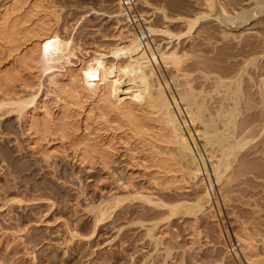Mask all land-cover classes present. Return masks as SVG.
Listing matches in <instances>:
<instances>
[{
	"label": "rangeland",
	"instance_id": "374dc122",
	"mask_svg": "<svg viewBox=\"0 0 264 264\" xmlns=\"http://www.w3.org/2000/svg\"><path fill=\"white\" fill-rule=\"evenodd\" d=\"M31 1L35 2L34 4L36 5L39 4V8L44 7V9L43 8L39 9L42 11L39 14V16L41 15L40 16L41 19L39 18L40 23H42V21L45 23V21L48 20V18L47 20L45 18L50 15L48 20L49 26L47 25L48 21L45 23L46 28L50 27L54 31L56 28V32L59 40L63 42L66 51L68 50L66 52L67 56H69V54L70 55L74 54L70 56L69 64L65 63V58H62L60 62L61 68H59L58 66L57 70L53 68L55 70L53 71L51 69V72L50 70H47L46 74L42 76L41 79L42 92L38 96L39 100L44 103L42 105L45 106V109H47L48 112L49 111L50 113L52 112L53 114L52 116L54 117V119H56L59 115L61 116V117L59 116L58 119H56L57 122L63 118L62 117L64 116L63 113H65V115L68 116L71 114L72 116H70L69 121L71 119V121L73 122L72 125H74V127L75 126L78 127L79 124H82V126L79 125L80 129L77 127H75V129L78 132H80L81 130L80 135L84 134L86 139H88L87 141L90 142L91 141L90 137H91L92 141L94 140L93 143L97 141L96 143L99 142L100 144L104 143L112 146V148L116 150V154L121 156V157L118 156L117 160L120 158H122L123 160V161L121 159L118 160L116 166L113 167V171L117 167L116 170H120L122 171V173L125 171L130 173L132 177L131 181L133 182L132 185L133 187L131 186L132 189L130 188L128 191L123 189V187H120V185H118V183L115 182L114 176L112 175L108 176L106 174L103 175V173L98 171L97 168L92 169L90 171L84 170V168L76 161L74 155L72 153H71L72 155L70 154L71 150L66 151V149L67 150L70 149L68 148L67 143H63V146L61 148L60 146L62 144L59 141L56 142V140L54 138L52 139L51 137L50 140L52 141H50L51 144L49 143V146L48 144L42 142V144L45 145L44 146L45 149H43L44 147L41 148L45 150V152L47 150L49 151L46 153L43 151L46 155H48V157L45 155L48 158V160H46L47 158L45 159L43 156H40V154L42 153L40 150L42 149L40 148V150H38L39 147L36 144L38 143V141L32 144L31 137H28L30 135L28 133L27 134L25 133L26 131L24 130V124H22L23 119L20 118L18 119L17 117L18 115H16L14 111L13 113L10 112L11 113L10 114L9 113L10 106L9 107L5 105L4 107L1 106L0 108V264H235L225 254V247L229 239L233 238V235L235 233L238 234L243 230H245L246 231L245 233L247 234L252 233L250 234L252 236V240L254 239V242L253 241L252 242L253 244H255L254 246H256L253 249V253L255 254L258 251L257 252L258 255L257 253L255 254L256 256L253 255L252 253L251 254L249 253V255L250 256L252 255V258L254 257L253 259L256 258L254 261L257 260L258 264H260V261L264 264V253H263L264 252V221H263L264 220V142L262 144V141H264V133H262L261 132L262 130L260 129L262 128L261 121L257 120L255 117L258 110H256V112H254L255 111L254 109H252L253 111L251 109L250 111L246 110L243 100L240 101L239 99L237 100V97L239 96L241 97L240 90L242 87H240L238 91L237 87H235L236 85L233 84L235 82L233 78L234 77L233 73L235 74L237 72L236 70H238L239 68L238 63L241 62L240 57L242 56L241 55L242 46L246 42L250 44L254 43L255 45H257L258 42H260L261 44V41H263L264 30L263 28H258L261 27V24H258V26H254V24L251 23L252 22L255 23L256 20L251 21L250 25L252 26L250 27L249 25L248 27H245L244 32L242 31L241 33L242 38H240L239 41V40H235V38H233V36L230 35L232 33L237 35L239 32L237 31L236 33L230 32L228 28L225 30L223 29L221 32H219L221 28L218 29L214 27L213 23L210 22L209 19L208 20L206 19L203 22L204 25L202 26L204 28L199 27L196 30L194 29L190 33V36L183 37L182 39L179 40L180 42L177 41V43L174 42L168 45V49L170 47H172L173 49L176 48L178 54L181 53L180 55L183 54L186 55L187 59L184 58L185 60L181 66V69L183 70L184 73L188 75L186 82L190 83L192 88H195L196 90H198V88L202 86L205 90L209 92L212 91L211 88H213V86L215 85L214 79L216 76L213 74L219 72L217 70H210L209 67H211V65L216 66L218 63V65L228 69L227 72L228 74L222 71L223 76L221 75V72L218 75H220L219 77L222 76V78L226 77L225 80H227L232 75L234 82L232 81L228 83V81H226L227 83L226 82L223 83L222 85L225 86L224 89L222 88L223 86L220 85L219 87L223 91L221 89H218L219 88L218 86L217 88L214 86V88H216L215 92L214 91L212 92L214 94L210 95L211 94L210 93L207 96V99L211 100L210 99L211 97L214 100H211L212 102L211 101L209 102V100L205 98V102H207L206 105L208 109L206 111V105H205V111L207 113L204 111L205 112L204 119L206 121H209L210 119L207 117L211 116L213 118L215 113L217 112V110L213 108L218 109V107L222 103V101L220 100H223V107H224L223 111L225 109L226 112L225 111L224 112L225 114H227V116L231 109H233L232 110L233 114H236L237 111L235 110L237 109L238 111H241L238 113L240 115L239 116L237 115L238 117L236 121L235 119H233L234 121L233 126H236V128H233L232 124H230L231 126L229 125V127H227L228 130L229 128L231 129L232 127L236 131L235 132L233 129H231L232 132L235 133L233 136L234 140H230L233 139L232 137L233 133L231 132V130H229L230 132H228L227 135L231 134L232 138H230V136L228 137L226 136L227 140L230 138L227 143L232 144L234 142L233 144H235L236 141H238V140L235 141L236 136L238 137L240 136L243 139L249 136L247 137L248 138L247 140L245 139L246 141L242 139L244 142L247 143L246 145L244 143L243 145H245V147L243 146V149H240L238 153H236V155L233 158L235 160L232 159V169L230 170L231 172H229L228 174L230 176L229 177L227 176V178H230V181L229 179H227V182L228 183L230 182L229 185L227 182H224L223 184L222 183L218 184L219 187L217 186L219 188L218 191L221 192L218 193V199H217L218 202L216 201L218 204L217 203L216 205L212 204V201H210L208 204L202 205L200 207V212H198L196 210L192 211V208L190 211L188 206L190 207L194 202V199L198 197V195L201 194V192L203 193L204 190L203 184L202 185L200 184L199 186V184L197 183V182L200 183L202 181V178L198 177L197 178L198 180L196 179L195 181H193V183L195 184L190 183V185H188L189 184L188 183L184 185V182L182 183L181 181L182 179L180 178H184V177L182 176L180 177L181 173L176 170L178 169L177 167L179 165H177L178 158L176 157V152L173 148L170 147L168 148V146L166 145L164 146V144H160L161 142L157 143L158 141L157 142L145 141L144 144L143 139H142L143 140L142 143H141L142 140L139 138L134 137L130 139V137L128 138L125 136L124 132L126 128L122 127L123 129L121 130L116 128L115 130L114 129L115 126L113 125L114 124L113 123L109 126L110 129L109 130L108 127L105 128L101 125L103 124L101 123L102 120L95 117L97 116L95 111V108L97 107L96 105L100 104V103L97 104V100L100 96L104 97L106 95L105 92L107 91V88H105L106 89L105 90L103 86H101L102 88L100 90H102V92L103 90L105 91L102 93L100 90H98L99 91V92L97 91L98 96L97 95L94 96V102L93 99L89 101L73 100V101H69L67 106L65 105L66 108L64 104L67 103H63V98H60L62 96L67 97V94L61 92L67 91L66 89L69 90L70 89L68 88L69 85L72 84L76 79L77 76L76 69L79 68V60L77 61V58H79L80 60L81 59L84 60L88 56L92 57V55L95 54L93 53L94 51V52H99L101 54H105L104 61L106 60L105 62L106 63L108 62L107 63L108 65L110 64L113 65L114 63L122 64L128 60V57L131 56V55L125 56L121 59H113V57L110 55L109 52L112 51V48H114L117 45L118 46L121 45L120 47L127 45L129 38H131L134 34V31L125 24V21L122 19V17L120 16L114 17L116 13H118L119 11L118 9H116L117 7L115 6L113 0H42V1L26 0L25 2H27V4H25L24 7L26 6L28 7L27 9H32L31 5L33 3ZM149 2L152 4V6L163 9L165 13L168 16L170 15L171 17L180 16V15L184 16L186 14L189 15L191 13L188 11L195 8L194 0H190V1L189 0H149ZM5 3L6 5L8 3L10 4V0H0V10L2 9L3 4L5 5ZM247 5L251 6L250 3H248ZM26 7L23 9L26 10ZM45 7L48 10H46ZM139 8L141 11H143L144 15L146 16L145 20L148 21L146 22L147 24L144 25V27H147L148 25L156 26L158 27V30H160L161 27L159 26L165 27L167 25L164 23L162 18H160V14H158L152 8L150 9L148 7H141L140 4H139ZM44 11H47V13L51 11L50 12L51 14L48 15ZM23 13L25 12L21 11L16 16L18 15L20 16V14L23 15ZM43 14L45 18L42 19ZM35 20L39 23L38 19ZM50 21H52V24L54 23L56 26L52 24L50 25L51 23ZM141 25L142 24H140V26ZM167 26L170 29V31H172L175 34L178 33L180 34L181 32H183V26L181 24L175 23V24H169ZM209 26H213V27H209ZM252 27L255 28V30ZM223 31L224 33L229 32V34H227L228 38L227 37L224 38L222 36ZM148 37L151 39L149 40L150 47L148 46V44L146 46L147 49L141 47L142 51L144 50L143 52H147L146 50H149V52L155 51V53L157 54V50H155L157 48L159 50L161 49L163 51H166L165 49L167 48L165 47L166 44L169 42L166 36L156 33L155 35L148 34ZM66 42L67 44H64ZM236 43L237 44L239 43V45H237ZM2 44L3 42L0 41V48H1L0 58L1 59L5 58L4 59L5 61H3L2 59V63L4 62L3 64H5L6 66L4 68L8 69L9 67L11 68V66H13L12 64L14 62L11 61V59H9L8 55L5 53L7 51L6 49L7 47L5 46V44L4 46ZM67 45L70 46V48ZM162 47L164 48L162 49ZM27 49L26 50L28 51L27 52L28 54L29 50L31 51L33 48L31 49L27 48ZM260 49L258 50L257 55L262 51V48ZM26 50L24 51L25 53ZM70 51L72 52L70 53ZM140 52L141 51L139 50V52L133 54V57L136 58L137 57L136 55L141 54ZM190 55L191 56L193 55L192 56L193 59L191 58ZM214 57L216 58L217 61L215 60ZM258 61L259 63L263 62L264 57L260 58ZM234 64L236 65L234 66ZM236 67L238 68L236 69ZM58 69L60 70L58 71ZM164 69L165 68L163 66L160 67V69L159 68L157 69L158 72L157 74L160 76L162 80L168 79L170 76H172V74H174L173 69L170 70L168 68L166 70ZM48 71L50 73H48ZM251 71L252 70L250 69V72ZM53 72L56 73L53 74ZM209 72L210 75L208 76V74L206 73ZM211 72H213L212 75ZM49 76L52 78H50ZM68 76L69 78H72L74 76L73 79L74 78L75 79L74 80L71 79L73 82L70 79L68 80L69 82H67ZM205 76L208 78H206ZM240 77L241 80L240 79L239 80L240 82L242 81L241 85L243 83L244 86L245 85L244 78L246 76L244 77V75L242 74V76ZM232 78L229 79L232 80ZM207 79L208 81H206ZM48 81L51 83L50 86ZM52 81L56 83V85L59 84L60 86L57 85L58 86L57 87ZM52 84L55 87L49 88L52 86ZM61 84L64 85L62 86ZM74 84L75 83H73L70 86H73ZM229 84L230 87H228L229 89L228 91V89H226L227 88L226 85L229 86ZM233 85L235 88L233 87ZM64 86H67V88H65ZM63 87L65 88V90H63ZM134 87L135 86L132 83H127V79L124 78L119 89L120 100L123 101L124 103L125 102L128 103L130 101L128 105L132 104L133 102H131L132 100L130 97L132 96V94H135ZM57 88L58 91H61L62 88V91L60 92L62 95H60V93L58 94V92L56 91ZM49 89L51 90L54 89L53 90L54 93H52V91ZM217 89H218L217 92L219 94L222 93L221 94L222 97H220V95H216ZM225 89L227 90V92L230 91L233 92L230 93L233 95L236 94L237 97H234L233 95L231 97V94L230 95L228 94V98H227L226 97L227 93L224 92L226 91ZM232 89L236 91V93ZM223 93L226 94V96L224 95L223 97ZM56 95H57V99L59 98V100L62 102H59V100L58 102L56 101L57 100L55 98ZM66 97L64 98V101L68 102L67 100H65ZM225 97L226 99H224ZM230 99H232L233 101L232 100L230 101ZM227 100H229V102H227ZM235 100L239 103H236ZM77 102H79L81 106H79ZM214 102L217 104L220 102L221 103L218 106ZM225 102L227 103V105ZM230 102L233 103L231 104ZM234 102L237 105H235ZM69 104H71V106L74 105L75 107L73 106L74 108L72 107L73 109H71V106L69 107ZM75 104H78L79 109H81L82 111L79 110L77 108V105ZM146 104L147 103L142 104L141 108L140 106L136 107L135 112L136 114L143 113L142 115L144 117L148 116L147 117L148 121H146L147 118L146 119L142 118L143 116L141 117L139 115V117H141L142 119H144V121L150 124L149 122L150 116H152V119L155 116L152 115V112H150L152 111V109H148L149 106ZM233 104L235 106H233ZM62 105L64 108L62 107ZM231 105L233 107H237V106L238 107L236 109L233 107L231 108ZM227 106H230V108L229 107L227 108ZM10 109H13V107H11ZM65 109L66 110L68 109L66 111L67 113L65 112ZM137 109L138 110L140 109V111L137 112ZM91 110L92 112H90ZM227 110L229 111L227 112ZM68 111H72L75 113L72 112L70 113ZM148 111H149V115H147ZM77 112L78 113L81 112L79 113L80 116ZM144 114H146L147 116ZM223 114L224 113L222 112L221 114L222 117L224 116ZM73 116L78 117V118L75 117L76 121H74L75 119ZM234 116L235 115H233V117ZM46 117H48V115H46ZM40 118H44V113L40 114ZM80 118H82L81 119L82 121L80 120ZM91 119L93 122L91 121ZM77 120L78 121L80 120L82 123L80 121L78 123ZM211 120L212 122L215 123L213 119ZM153 122L156 124L155 120ZM244 122L247 124V126L250 124L249 125L250 127L248 128L247 126H245L246 124ZM147 123L146 124L144 123L145 126L147 125L146 127L147 129L153 130L154 132L153 131L152 132L154 134L156 133L155 132L156 130L159 132L160 130V127H158L159 124L153 125L154 124L153 123L150 126H148L149 124ZM210 123L211 121L208 122L207 124H209V126H212V123L211 124ZM251 123H254L255 126ZM256 123H257V127L260 124L259 128L256 127ZM221 124H223V122H221ZM223 125L220 126L218 122L215 126L213 125V127L219 129L218 131L217 129L215 130L216 132H219L221 131L220 130L221 127L224 128ZM153 126H156L155 128L158 127V129L155 128L153 129L152 128ZM81 128L84 130L83 132L85 133L82 132ZM85 128L87 129L85 130ZM245 128L251 131L246 129L248 134L247 132L246 133L244 132L245 133L244 135L243 131L245 130ZM212 129L214 128L211 127L209 133ZM158 132L157 134H160L161 131L159 133ZM212 132L214 133L213 130ZM238 132L242 134L239 135L240 133ZM259 132L262 133V135ZM126 134H128L129 136V133L127 131ZM210 134L212 135V133ZM123 135L126 137V139L124 138ZM135 138L136 140L139 139L140 141L139 140L136 141ZM240 139L239 142L241 141ZM199 140L197 142L200 143L202 146L203 141H201V139ZM123 141L129 143V146L131 148L130 151L132 150V152L125 151L124 144L126 142L123 143ZM35 145L37 146L34 147ZM46 145L48 147H46ZM240 145H242V143H240ZM37 147L38 149H36ZM155 148H157V150H155L156 153L159 150L158 153H160L159 154L160 157L158 154L157 156L156 153L154 152ZM61 150L62 153H60ZM39 151L41 153H39ZM55 151L57 152L60 151V152L57 153ZM63 151H65L66 153H63ZM52 152L54 154L56 153L55 154L56 157ZM127 153L131 154L130 155L131 157L134 156L133 158L135 159L132 161L133 164L131 163V161L128 162L129 161L128 157L125 156ZM132 153L135 154L132 155ZM153 156H157V158L158 157L161 158L162 161L161 160L160 161L164 162L165 164L166 162H168L166 165L167 166L170 165L169 169H172L171 170L172 172L174 169V172L169 173V175L168 173L167 175H165L166 173H164V175L160 174L163 172L160 170L157 171L158 168L153 166V163L154 164L160 163V161L157 162L159 158L157 159V161L155 160L156 162L155 163L153 161L154 160ZM171 156L173 157L171 158ZM50 157L52 158L50 159ZM163 157L166 160H164ZM43 158L44 160H46V162L43 160ZM45 163H47V165ZM141 163L144 164L142 165ZM152 166L153 168L155 167V169H152ZM144 169L149 171H145ZM154 171L157 174L153 175L154 176L153 178L151 174H154L155 173ZM147 172H149L150 174ZM233 177L234 179L235 178L236 179L234 180ZM168 179L170 182L168 181ZM172 180L175 182H173ZM177 180L179 181V183H177ZM154 181L167 182L169 184L173 183L175 186L171 184V186H173L172 189L175 188L176 186L182 187V185L185 186V188L182 187L183 191L182 190L179 191L180 189H178L175 192V189L172 190L171 186L169 188V191L161 190L158 187L159 188V192H158L157 186L156 187L154 186L156 185ZM148 183H150L151 185ZM196 185L198 186L196 187ZM138 189L140 190V192ZM136 191L138 193L143 192L142 194L145 193L146 195H148L147 197H149V195L150 197H154V198H150L152 202L147 203L146 201L137 198H129L125 200V197L129 196L127 195V192L133 193ZM114 195L118 196L119 198H122L123 202L120 203L115 208H113V205H107L106 207V204L104 202H106L110 197ZM153 199L155 200V202H153L154 201ZM159 199L161 200V202H159L160 204L165 203L167 205H175L177 203V204H181L184 208L186 207V205L189 204L186 208H188L191 213L186 208H185L186 210L184 208H180L179 210L177 209L178 211L175 208L176 212L173 211V213H170L167 208L155 206V204H157L156 202L160 201ZM210 204H212L213 209H209V210H211V214L214 215V218L213 216L209 218L208 214H206L209 211L207 208H209ZM214 205L215 206L219 205V206L217 208ZM104 206L105 208H107L108 211L104 215L105 217H103V220L100 223H98V225L95 228L96 223H94V221H96L98 217V207L104 208ZM201 212L203 213L201 214ZM149 229H151L152 234H150ZM147 230H149L148 234H147ZM147 235L156 237L155 239L156 241L153 240L154 238L152 239V237H148ZM164 251L168 255L165 254Z\"/></svg>",
	"mask_w": 264,
	"mask_h": 264
},
{
	"label": "bare ground",
	"instance_id": "6f19581e",
	"mask_svg": "<svg viewBox=\"0 0 264 264\" xmlns=\"http://www.w3.org/2000/svg\"><path fill=\"white\" fill-rule=\"evenodd\" d=\"M25 1L26 0H10V4L9 3H8L9 5L8 4L6 5V3H5V5L3 4L2 9L0 10V41L3 42V44H2L3 46L5 44V46L7 47L6 48L7 51L5 53L8 55L9 59H11V61L14 62V63L12 62L13 66H11V68L9 67L10 69L8 68L9 65L7 66L8 69H5L4 67H6V66H5V64H3L4 62L2 63L3 58L2 59L0 58L1 59L0 60V108H1V106L4 107V105L8 106V107L10 106L9 107V113L10 112L13 113V111H14L16 113V115H18L17 116L18 119L19 118L23 119L22 124H24V130L26 131L25 133L26 134L28 133L30 135L28 137H31L32 144L36 143V141H38V143H36V144L38 145L39 149H38V147L36 149L40 150L41 147L43 148L45 146L42 144V142L45 144H48V146H49V143L51 144L50 141H52V140H50V137L52 139L54 138L56 140V142L59 141L62 144L60 146L61 148L63 146V143H67L68 148H70V149L67 150L65 148L66 151L71 150L70 154L72 153L74 155V158H76V161L84 168V170L90 171L92 169L97 168V170L102 172L103 175L104 174H106L108 176L112 175L115 177V178L113 177L115 179V182L118 183V185H120V187H123V189L128 191L131 188V186L133 185V182L131 181L132 177H131L130 173H128L127 171L122 173V171L116 170L117 167H116V169L114 168L115 170L113 171V167L116 166L118 160H120V159L122 160V158L117 160L119 155L116 154V150L114 148H112V146H110L109 144H104V143L100 144L99 142L96 143L97 141L95 143H93L94 140L92 141L91 137H90L91 141L90 142L87 141L88 139H86L84 134L80 135L81 130H80V132H78L75 129V127H77V126L74 127V125H72L73 122L71 121V119H70V121L72 123L69 121L70 116H72L71 114L68 116V115H65V113H63L64 114V116H62L63 118L62 119L59 118L60 121L57 122L56 119H58V117L60 115L56 119H54V117L52 116L53 115L52 112L51 113H50V111L48 112V110L45 109V106L42 105L44 103L39 100L38 96L42 92V83H41L42 76H44V74H46L47 70H50V72H51V69L53 71L55 69L57 70L58 66H59V68H61L60 62H61L62 58H65V63L69 64L70 63L69 58H70V56H72L74 54L70 55L68 53L69 56H67L66 52L68 50L66 51V48L63 45V42L59 40L57 32H56V28H55V31L50 27L46 28L45 23L49 20V16H50L49 14H51L50 13L51 11L49 13H47V11H44L49 16L46 15L48 17L45 18V16H44L45 13H44L42 19L45 18L47 20V18H48V20L45 21V23L41 20L42 23H40V19H41L40 16L41 15L39 16V14L42 11L39 9H42V8L44 9V7L39 8V4L36 5V4H34L35 2L31 1L33 3L31 5L32 9H27L28 7L25 6L26 10H24L23 9V8H25L24 5L27 4V2H25ZM113 2H114V0H113ZM137 3H138V5L140 4L141 7H148L150 9L152 8L153 10H155L158 14H160V18H162L164 23L167 25L175 24V23L181 24L183 26V32H181L180 34L179 33L175 34L172 31H170V29L168 28L167 25L165 27L159 26V27H161L160 30H158V27H156V26L148 25L147 27H144V25L147 24L146 22H148L145 19H143V22L140 23L142 25L140 26V24H139L136 28L129 26L125 22V24L130 29H132L134 31V34L132 32L133 36L131 38H129L127 45L120 47L121 45L119 44L120 46H118V45L115 46L114 48H112V51H109V52H110V55L113 57V59H121L125 56L131 55L130 57H128V60L122 64L117 63L118 64L117 65L115 63L114 64L112 63L113 65H111L109 63L110 65H108L107 64L108 62L106 63L105 62L106 60L104 61V55L105 54H101L99 52L93 51V53H95V54L92 55V57L88 56L84 60H82V59L80 60L79 58H77V61L79 60V68L76 69L77 70V73H76L77 76L75 75L76 79L74 78L76 82L72 81V80H74L73 79L74 76L73 77L71 76L72 78H69V76H68V79H67V82H69L68 81L69 79L70 80L72 79L71 81L75 84L73 86H70L73 83L72 84L68 83V84H70L68 87L70 89L69 90L66 89L67 91L61 92L62 88H61V91H58V88L56 89V91L58 92V94L60 92L67 94V97L64 94L63 95L66 97L65 100H67L68 102L64 101L65 97H63V96L60 97V98H63V103H67V104H64V106L65 105L67 106L69 101H73V100H75V101L76 100L77 101L78 100L89 101V100L93 99V102H94V96L95 95L98 96L97 91L102 88L101 86H103L104 89L107 88V91L105 92L106 95L104 97L100 96L97 100V104H99V103L100 104L99 105L95 104L97 106L95 108L97 116H95V117L102 120L101 123H103V124H101V125L105 128L108 127V129H109V126L113 123H114L113 125L115 126L114 127L115 130H116V128L119 130L123 129L122 127L126 128L125 132H124L125 136L128 138L130 137V139L134 138V137L139 138L141 140L143 139L144 142L142 140L141 143L143 142L144 144H145V141L146 142L147 141L148 142H151V141L157 142L158 141L157 143L161 142L160 144H164V146L166 145V146H168V148L169 147L173 148L176 152V157L178 158V162L176 160V162L178 163L177 165H179L177 167L178 169H176V170L182 174V175L180 174V177L181 176L184 177V178H180V179H182L181 180L182 183L184 182V185L189 183L188 185H190V183H193V181H195L198 177L202 178V181L200 183L199 182H197V183L199 184V186H200V184L201 185L203 184V188H204L203 193L201 192V194H199L198 197H196L194 199V202L192 203V205L190 207L188 206L189 204L186 205V207L188 206L190 211L192 208V211L196 210V211L200 212V207L202 205H206L210 201H212L208 195V192H207L208 183L213 184L216 187L215 189L217 190V193H219L220 191H218V189H219L218 184H221V183L223 184L224 182H227V179H229V181H230V178H227V176L228 177L230 176L228 174H229V172H231L230 170L232 169V159L234 158V156L236 155V153H238V151L240 149H243V146L245 147L247 142H244V141H246L248 139L247 137H249V136H247L246 138L243 139L240 136L239 137L236 136L237 139L235 138V141L236 140H238V141H236L235 144H233L234 142L232 143L233 145L231 143H227L228 140L230 138H232L234 136V133L236 132L233 129V128H236V126H233V122H234L233 119H235V121H236L237 117L240 115L238 113L241 111H238V109L235 110L238 106L237 107H233V106L237 105L236 103H239V102H237L235 100L236 101V103L234 102L235 105L234 104H233V106L231 105V108L233 107V108H235L234 110L237 111L236 114H233V111H232L233 109H231V110L229 109L230 111L227 110V112L229 111L228 116H227V114H225V112H226L225 109H224L225 112L223 111V108H224L223 107V100H220V101H222V103L220 102L221 104L220 103L217 104L214 102L218 106L220 104L218 109L213 108V109L217 110V112L215 111L216 113L214 115L215 119H214V117L212 118L210 115H208L210 117H207V118H209L210 120L207 119L209 121H206L204 119V113L207 111L208 108L206 105L207 102H205V98L207 99V96L210 93H211L210 95L214 94L212 92L213 91L215 92V89L217 88V86L219 87L220 85H222L226 81H228V83H229L232 81L234 82V80H235V82L233 84L236 85L235 87H237V90L239 91L240 87H242L240 90L241 97L240 96L237 97V95L235 94L236 91H234L233 89L232 90L235 92L234 94L236 96L231 94V93H233L231 91H230L231 93L227 92L226 89H228V87H230L231 83L229 84V86L226 85L227 88L225 89L226 91H224V92L227 93V96H226V94L223 93V97L225 95L228 98V94L229 95L231 94V97L233 95L234 97H237V100L238 99H239V101L243 100L246 110L250 111V109L251 110L254 109L255 110L254 112H256V110H258L255 117L257 120L261 121V124H262L261 127L262 128H260V129L262 130L261 132L264 133V131H263L264 130V61L261 63H259V61H258L260 58L264 57V38H263L264 35H263V37L261 36L263 38V41H261V44H260V42H258V44H260V45H258V44L255 45L254 43L250 44V43L246 42L242 46V48H241V55L242 56L240 55L241 56L240 57L241 62L238 63L239 66L237 65L239 68L236 67V69L238 68V70H236L237 72L235 74L233 73L234 77L232 75L229 77V78L233 77L234 80H233V78H232V80H230L228 77H227L228 78L227 80H225L226 77L225 78L223 77L224 79L222 78V76H223L222 71L227 73L228 69L218 65V63L216 66L211 65V67H209L210 70H217L219 73L221 72V75H222L221 77H219L220 76V75H218L219 73L215 72L216 74H213V75H216L215 79H214L215 82L213 81L215 83L214 86L216 88H214V86H213L214 90H213V88H211L212 91H210V92L205 90L202 86L200 88H198V90H196L195 88H192L190 83L186 82L188 75L183 72V70L181 69V66L184 63V60L187 59V57L184 54L183 55H180L181 53L178 54L176 48L173 49L172 47H170L168 49V45L170 43H174V42L177 43V41H179L183 37L190 36V33L194 29L196 30L197 28L202 27L204 25L203 22L206 19L207 20L209 19L210 22L213 23L214 27H216L218 29L221 28L219 32H221L223 29L225 30L227 28L229 29L230 32H235V33H236V31L239 32L237 35L234 33L230 34L231 36H233V38H235V40H239V41H240V38H242V34H241L242 31L244 32L245 27H248L250 25L251 21H253V20H256V21H255V23L252 22L251 24H254V26H258V24H261V27H258V28H263V30H264V0H194V5H195L196 9L193 7L194 9L188 11L191 14H189V15L186 14L184 16H181V15L180 16H174V17L173 16L171 17L170 15H169L170 16L169 17L163 9L156 8V7L152 6V4L149 2V0H137ZM248 3H250L251 6H248L247 5ZM114 4L116 6L115 2H114ZM41 5H42V3H41ZM116 7H117L116 9H118L119 12L116 13V15L114 17H118V16L122 17L120 7L119 6H116ZM29 8H30V6H29ZM46 10H48V9L46 8ZM21 11H24L25 13H23V15L20 14V16L19 15L16 16ZM35 19H38L39 23ZM50 22H51L50 23V25H51L52 21H50ZM210 22H208V23H210ZM47 25L49 26V21H48ZM52 25H55V24L53 23ZM55 26H53V27H55ZM213 26H209V27H213ZM251 26L252 25H250V27ZM202 28H204V27H202ZM253 29L255 30V28H253ZM143 31L147 35V37H148V34L149 35L150 34L155 35L156 33L166 36L168 41H169L165 47V48H167V49H165L166 51H163L161 49L159 50L157 48L155 50H157L158 55L155 53V51L149 52V50H146L147 52H143L144 50L142 51V48H146L147 44L149 46V42H150L149 40H151L148 37L146 43L141 44L139 42V39H138L139 33H143ZM127 33H128V30H127ZM222 33H223L222 36L224 38L227 37V34H229V32L224 33V31ZM152 39H154V38H152ZM64 44H67V42ZM237 45H239V43ZM68 47L70 48V46H68ZM157 47H159V46H157ZM27 48H30V49L33 48L32 49L33 51L29 50V53L27 54V52H28ZM163 48L164 47H162V49ZM260 48H262V51L258 54L259 55L258 56L257 53H258V50ZM25 50H26V53L24 52ZM139 50L141 51L140 52L141 54H139L141 56L136 55L137 57L134 58L133 54H136L137 52H139ZM71 52L72 51H70V53ZM109 52H107V53H109ZM142 52H143V55H142ZM144 53H145V55H144ZM192 56H191V58H192ZM4 59H3V61H5ZM6 59H7V56H6ZM215 60H216V58H215ZM8 63H10V62H8ZM235 65L236 64H234V66ZM64 66H66V65H64ZM68 66H70V65H68ZM162 66L165 68L164 70H166L167 68L169 70L173 69L174 74H172V76H170L168 79L162 80L160 78V76L157 74L158 73L157 69L158 68L160 69V67H162ZM226 67H227V65H226ZM53 68H55V69H53ZM234 68H232V69H234ZM250 69L252 70L251 72H250ZM59 70L60 69H58V71ZM210 70H208V71H210ZM50 72L48 71V73H50ZM55 73L53 72V74H55ZM212 73L213 72H211V75H212ZM206 74H208V76H209L210 72L206 73ZM242 74L244 75V77L246 76L245 78L243 77L245 80L244 86H243V83L241 85L242 81L240 82V80H241L240 76H242ZM52 77H53V75H52ZM52 77H50V78H52ZM124 78L127 79V83H132L135 86L134 87L135 88V94H132V96L130 95L131 96L130 98L132 100L131 102H133L132 103L133 105L132 104L128 105V103L130 101L128 103L125 102L126 103L125 104L119 98V89H120V85L122 84V81ZM206 78H208V77H206ZM46 79H47V77H46ZM236 79H238V80H236ZM206 81H208V79ZM54 84L56 85V83H54ZM50 85H51V83L49 82V86ZM57 85H59V84H57ZM52 87H55V86H53V84H52V86L49 88H52ZM64 87L67 88V86H64ZM64 87H63V90H65ZM224 87L225 86H223L222 88L224 89ZM233 87H234V85H233ZM218 89H221V88L219 87ZM218 89L216 90V92L218 91ZM49 90H51V89H49ZM53 90H51L52 93H54ZM105 90H103V92ZM100 91L102 92V90H100ZM228 91H229V89H228ZM61 93H60V95H62ZM221 94H219L217 92L216 95H220V97H222ZM99 95H100V93H99ZM58 97H59V95H58ZM226 97L224 99H226ZM55 98L57 99V95ZM210 99L214 100L211 97H210ZM220 99H222V98H220ZM232 99H230V101ZM58 100H59V98L56 101L58 102ZM207 100H209V99H207ZM211 100H209V102ZM95 101H96V99H95ZM59 102H62V101L59 100ZM227 102H229V100H227ZM72 103H75V102H72ZM77 103L79 104V102H77ZM145 103H147L146 105L149 106V108L147 107L148 109H152V111H150V112H152V115L155 116V117L153 116L154 117L153 119H152V116H150V119H149L150 124L146 122V121H148L147 115H149V111H148V114L146 113L147 115L144 114L147 117H144L142 115L143 113L142 114H138V113L136 114V112H135L136 107L140 106V108H141V105L145 104ZM230 103L232 104L233 102H230ZM78 104H75V105H77V108L79 109ZM84 105H85V103H84ZM205 105H206V111H205ZM226 105H227V103H226ZM66 106H65V108H66ZM70 106H71V104H69V107ZM73 106L74 105L71 106V109H73L75 107V106L74 107ZM79 106H81V105L79 104ZM11 107H13V109H10ZM62 107H63V105H62ZM228 107L230 108V106H227V108ZM59 109H60V107H59ZM67 110L65 109V112ZM79 110H81V109H79ZM138 111H140V109L139 110L137 109V112ZM68 112L71 113L72 111H68ZM90 112H92V110ZM222 112L224 113L223 117L221 116ZM43 113H44V118H40V114H43ZM72 113H75V112H72ZM79 113H81V112H79ZM246 113H247V111H246ZM45 114L48 115V117H46ZM137 115H138V117L140 115L141 117L143 116L142 118H145V119L147 118L146 121H144V119H142L141 117L138 118ZM233 115H235V116L233 117ZM79 116H80V114H79ZM75 117L78 118L77 116H75ZM75 117H74V119H75ZM248 117H247V119H248ZM81 119L82 118H80V120ZM211 119H213V121H215V123L219 122L220 126L224 124L223 125L224 128L221 127V129H220L221 131L216 132L215 130L217 128L213 127V125L215 126L217 123L215 124L214 122H212ZM93 120H94V118H93ZM154 120H155L156 124H159L158 127H160V130H159V132L161 131L160 134H157V132H158L157 130L155 131L156 133L154 134L153 130L147 129L146 128L147 125L146 126L144 125V123L145 124L147 123V124H149L148 126H150L151 124L154 123L153 122ZM74 121H76V119ZM79 121H78V123H79ZM91 121H92V119H91ZM210 121L212 123V126H209V124H207ZM221 122H223V124H221ZM74 124H75V122H74ZM156 124L154 123L153 125H156ZM230 124H232V126H233V128L231 127V129H233L235 131V132H232V130L229 128V130H231V132L233 133L232 137H231V134L227 135V133L230 132L227 129V127H229ZM251 124H253L255 126L254 123H251ZM79 125L82 126V124H79ZM79 125L77 128H79ZM234 125H236V124H234ZM249 125L247 126V124H246L245 126H247L249 128L250 127ZM84 126H85V124H84ZM259 126H260V124H259ZM259 126L257 127V123H256V127L259 128ZM98 127H99V125H98ZM118 127H121V128H118ZM155 127L156 126H153L152 128L154 129ZM158 127L155 129H158ZM208 127H209V129H208ZM211 127L214 128V129H212L214 131V133L212 132V130L210 131V133H212V135L209 133V130ZM216 127H218V126H216ZM239 127H241V126H239ZM102 128H100V129H102ZM149 128H151V127H149ZM86 129L87 128H85V130ZM246 129L247 128H245L243 133L244 132L246 133L247 130H249V129H247V130ZM218 130L219 129H217V131ZM83 131L84 130L82 129V132ZM126 131L129 133V136H128V134H126ZM249 131H251V130H249ZM77 132H78V134H77ZM83 133H85V132H83ZM238 133H240V132H238ZM245 133H244V135H245ZM262 133H260V134L262 135ZM241 134L242 133H240L239 135H241ZM247 134H248V132H247ZM125 136H124V138L126 139ZM226 136L227 137L230 136V138L227 140ZM95 137H93V138H95ZM156 137L160 138L161 140L157 139ZM87 138H88V135H87ZM136 138H135V140H136ZM197 138H199V139H201V141H203L202 146L200 143L197 142L199 140ZM238 138L239 139L241 138L240 140L242 142L241 141L239 142ZM139 139H137V140H139ZM251 139H253V138H251ZM230 140H234V137H233V139H230ZM125 142L123 141V143H125ZM127 142L124 144V149L126 152H132V150L130 151L131 148L129 146V143H127ZM263 142L264 141H262V144H263ZM60 143H59V145H60ZM240 143H242V145H240ZM244 143H245V145H243ZM147 144H149V143H147ZM37 145H35L34 147H36ZM48 146L46 145V147H48ZM154 147H155V145H154ZM146 148H148V147H146ZM43 149H45V147ZM43 149L40 150L42 153L40 151H39V153L42 154V155L40 154V156H43L46 159L48 157V155H46L45 153L49 152V151L46 149L47 151L45 152V150H43ZM65 149H63V150H65ZM155 150H157V148L154 149V152H155ZM158 151H157V153L155 152L156 155L160 154V153H158ZM55 152H57V151H55ZM59 152H57V153H59ZM60 153H62V150ZM63 153H66V152L63 151ZM155 153H154V155H155ZM134 154L132 153V155H134ZM149 154H151V153H149ZM162 154H165V153H162ZM130 155L131 154L127 153L125 156L128 157V160H129L128 162L131 161V163L133 164L132 161L135 158H133L134 156L131 157ZM157 156H153L154 162H155V160L157 161V159L160 157V155L158 158H157ZM173 156H171V158ZM55 157H56V155H55ZM119 157H121V156H119ZM44 158H43V160H44ZM51 158L52 157H50V159ZM163 159L166 160L164 157H163ZM46 160H48V158ZM46 160H44V161L46 162ZM150 160H151V158H150ZM160 160H161V158H159V160L157 162H159ZM233 160H235V159H233ZM76 161H74V162H76ZM161 161H160V163L155 162L156 164H154L152 162L153 166L158 168L157 171L160 170L163 172L160 174L164 175V173H166L165 175H167V173H168V175H169V173L174 172V169H173V172L171 171L172 169H169L170 165L169 166L166 165L168 162H166V164H165L164 162H161ZM47 163H48V161H47ZM47 163H45V164L47 165ZM141 164L143 165L144 163H141ZM146 166H148V165H146ZM153 166H152V169H155V167L153 168ZM173 166H174V164H173ZM51 167H53V166H51ZM144 167H145V165H144ZM171 167H172V165H171ZM150 168H151V166H150ZM145 171H149V170H145ZM177 171H175V172H177ZM147 173H149V172H147ZM208 173L210 175H212L213 177L211 179L207 178L208 179L207 180L204 177V175L208 174ZM155 174H157V173L155 172L154 174H151V175L153 176ZM158 174H159V172H158ZM153 178H154V176H153ZM157 178H158V176H157ZM233 179H234V177H233ZM147 180H148V178H147ZM160 181L159 182L154 181V183L156 184L154 186L155 187L157 186L158 192H159V188L161 190H166V191L168 190L169 191L171 184L173 186H175L173 183L169 184L167 182H160ZM168 181H169V179H168ZM173 182H175V181H173ZM177 183H179L178 180H177ZM229 183H228V185H229ZM148 184H150V183H148ZM193 184H195V183H193ZM173 186H171V189ZM197 186L198 185H196V187ZM182 187L185 188V186H183V185H182ZM182 187L176 186L173 189H175V192L178 189H180L179 191H181ZM132 191H134V190H132ZM139 192H140V190H139ZM142 193H138L137 191L133 192V193L127 192V195H129V196H126L125 200L129 199V198H137V199L146 201L147 203H151L152 200L150 198H154V197H150V195H149V197H147L148 195H146L145 193L144 194H142ZM223 196H224V194H223ZM127 201H129V200H127ZM122 202H123L122 198H119L118 196L114 195V196L110 197L104 203L106 204V207H107V205H113V208H115ZM153 202H155V200ZM159 202H161V200L156 202L157 204H155V206L167 208L170 213H173V211L176 212L177 209L179 210L180 208H184L181 204H177V203L175 205H167L163 202H162L163 204H160ZM217 202L212 201V204L216 205ZM152 204H154V203H152ZM212 204H210L209 208H207L208 210L213 209ZM218 206H215V207L218 208ZM99 207H98L97 220L94 221V223H96L95 228L98 225V223H100L103 220V217H105L104 215L108 211L107 208H105V206H104V208L103 207L99 208ZM175 208H176V210H175ZM188 208H186V209H188ZM189 209H188V211H189ZM168 211H166V212H168ZM186 213H187V211H186ZM202 213L203 212H201V214ZM206 214H208L209 218H211V216H213V218H214V215L211 214V210H209ZM151 229H152V227H151ZM151 229H149L150 234H152ZM149 230H147V234H148ZM245 232L246 231L243 230L242 232H239L238 234L235 233L233 235V239H235L240 246V259H241L243 264H258L257 260L254 261L256 258L253 259L254 257L252 258V255L251 256L249 255V253L250 254L252 253L253 255H255L258 252V251L256 252V250H255L256 253L255 254L253 253V249L256 246H254L255 245V244H253L254 239L252 240V236L250 235L252 233L249 232L250 234H247ZM149 235H147V236L152 237ZM152 239L154 241H156L155 240L156 237H152ZM154 243H156V242H154ZM164 253H165V251H164ZM165 254H167V253H165ZM257 255H258V253H257ZM251 258L253 259V261ZM260 264H263V263L260 261Z\"/></svg>",
	"mask_w": 264,
	"mask_h": 264
},
{
	"label": "built area",
	"instance_id": "2783aa9c",
	"mask_svg": "<svg viewBox=\"0 0 264 264\" xmlns=\"http://www.w3.org/2000/svg\"><path fill=\"white\" fill-rule=\"evenodd\" d=\"M114 2L116 3V6L120 7L122 19H124L129 26L136 28L140 23L143 22V19H146L143 11H141L139 8L137 0H114ZM138 39L139 42L143 44L146 43L148 37L143 31V33H139ZM204 177L206 179H211L213 176L208 173L205 174ZM207 187L209 197L213 202H216L218 199V193L215 189L216 187L209 183ZM225 253L235 264H243L240 259V246L235 239H229L225 247Z\"/></svg>",
	"mask_w": 264,
	"mask_h": 264
}]
</instances>
